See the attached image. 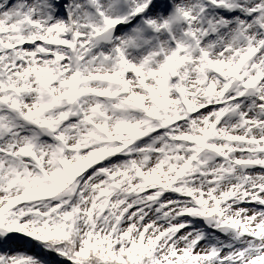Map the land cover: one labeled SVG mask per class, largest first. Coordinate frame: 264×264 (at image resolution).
I'll return each instance as SVG.
<instances>
[{"label":"snow or ice","instance_id":"snow-or-ice-1","mask_svg":"<svg viewBox=\"0 0 264 264\" xmlns=\"http://www.w3.org/2000/svg\"><path fill=\"white\" fill-rule=\"evenodd\" d=\"M0 264H264V0H0Z\"/></svg>","mask_w":264,"mask_h":264}]
</instances>
